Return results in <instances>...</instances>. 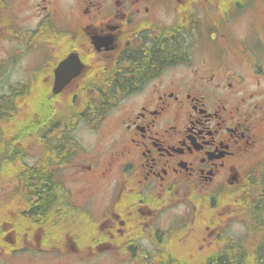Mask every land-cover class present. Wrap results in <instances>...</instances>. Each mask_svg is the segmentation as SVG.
Listing matches in <instances>:
<instances>
[{"label": "flooded vegetation", "instance_id": "af4514ba", "mask_svg": "<svg viewBox=\"0 0 264 264\" xmlns=\"http://www.w3.org/2000/svg\"><path fill=\"white\" fill-rule=\"evenodd\" d=\"M12 140L0 256L264 264V0H0V155Z\"/></svg>", "mask_w": 264, "mask_h": 264}, {"label": "rangeland", "instance_id": "374dc122", "mask_svg": "<svg viewBox=\"0 0 264 264\" xmlns=\"http://www.w3.org/2000/svg\"><path fill=\"white\" fill-rule=\"evenodd\" d=\"M23 64H25V62L23 61ZM18 74H20V72H17ZM17 73H14L12 74L13 76H17ZM58 112H63V110L60 108L58 110ZM47 116H49L47 114ZM62 117H57L55 120L59 122V120L61 119ZM81 132V134L83 135V137L85 138V140L87 141H90L91 140V135L89 133H87V131H85V129H80L79 130ZM13 147H9V146H6V153H3L2 155H0V163L2 161H9V159H14L15 156L13 154H15L16 152L12 150ZM37 155V154H34L32 155L33 157ZM16 159V158H15ZM65 170L61 169V173L62 174H65ZM9 185H7L5 182L2 183V185L0 186V201L1 200H4V199H7V196L8 194L11 192V189H12V184L10 182H8ZM72 189H74V194L77 195V190L75 187L72 186ZM251 194L253 195V191H251ZM262 202V201H261ZM262 206H260L259 209H254V210H257V211H264V202L261 203ZM3 209V208H2ZM1 214V213H0ZM2 217V216H1ZM5 255H1L0 256V261L1 260H7V259H13L15 260V258L17 257L18 260L22 259V260H26V259H33L34 261H36L37 264H56V263H52L50 261V259H47L48 256L46 257L45 255L43 254H39L37 252H22V253H17L15 254V256L13 257L12 255H10L11 257H7ZM36 263H33V264H36ZM61 264H114V263H61ZM122 264H127V263H122ZM258 264V263H256Z\"/></svg>", "mask_w": 264, "mask_h": 264}, {"label": "water", "instance_id": "95a60500", "mask_svg": "<svg viewBox=\"0 0 264 264\" xmlns=\"http://www.w3.org/2000/svg\"><path fill=\"white\" fill-rule=\"evenodd\" d=\"M78 63L77 55L71 53L58 64L55 69L54 93H58L68 80L79 71L81 65L79 66Z\"/></svg>", "mask_w": 264, "mask_h": 264}, {"label": "trees", "instance_id": "16d2710c", "mask_svg": "<svg viewBox=\"0 0 264 264\" xmlns=\"http://www.w3.org/2000/svg\"><path fill=\"white\" fill-rule=\"evenodd\" d=\"M45 128H47V125H45V126H43L42 127V131H43V129H45ZM9 142L10 141H8L7 142V146H9L10 148L11 147H16V141L15 140H12V143H13V145H10L9 144ZM25 142V141H24ZM23 142V145H25V143ZM37 143L39 144V146L40 145H42V144H44V143H48V140L47 139H42V138H39V139H37ZM40 147H42V146H40ZM44 151H46V150H44ZM43 155H45L44 153H43ZM16 158V157H15ZM9 159V161H7V163H9L10 165H13V164H15V162H16V160L17 159ZM47 161H40V165H38V170H39V172L40 173H42V172H44V173H47V171H45V170H48V167H47ZM24 180H26V178H24ZM40 178H38V180H37V183H40ZM51 180V179H50ZM24 187H26V185H24ZM38 188H40L39 186H38ZM264 201V200H263ZM25 203V202H24ZM40 203V202H39ZM46 205H43L42 203H40L39 204V213H40V211L43 209V207H45ZM0 233H1V231H0ZM0 240H1V235H0ZM254 264H256V263H254Z\"/></svg>", "mask_w": 264, "mask_h": 264}]
</instances>
